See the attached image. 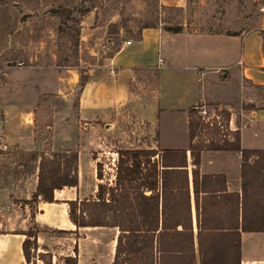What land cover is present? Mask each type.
<instances>
[{"label":"crops","instance_id":"1","mask_svg":"<svg viewBox=\"0 0 264 264\" xmlns=\"http://www.w3.org/2000/svg\"><path fill=\"white\" fill-rule=\"evenodd\" d=\"M160 1L164 6L182 8L183 12L188 3V0ZM90 27L85 22L80 25L83 33L80 40L97 28ZM233 33L185 28L172 33L157 25L141 29L139 36L132 39H121L116 49L100 61L93 57L96 53L89 51L91 59L95 60L84 68L58 65L52 50L47 56L50 64L39 66L38 60L44 58L39 53L33 57L37 61L33 66H4L0 106L4 135L10 146L6 155L38 151L49 156L50 152H57L47 153L37 147L38 133L33 116L38 107L47 105L46 96L67 98L66 90H72L78 80V67L85 70L87 78L79 88L75 103L63 97L66 100L64 117L70 119V115H74L78 123L79 143L72 150L76 153L74 186L54 189L51 201L43 200L40 195L32 198L38 160L30 168L20 166L19 177L17 173L8 172L13 165L2 159L6 167L2 166L0 177V264H26L21 250L27 234L26 223L66 235L63 238L68 241L53 249L39 245L44 236L33 233L36 251L48 254L49 264H64L63 259L69 256L75 259V264L112 263L117 228L75 226L68 217V203L79 205L82 201L95 200L98 184L113 185L114 175L108 183L97 178L98 161L91 157L92 149L88 144L89 140L106 137L128 105L134 106L137 113L155 126V144L146 149L158 153L162 150L186 152L194 264H264V172L252 174L244 186L240 151L202 150L197 167L200 177L195 184L192 177L188 110L196 105L206 108L218 102L227 110L228 129L239 132L240 148L264 150V34L257 30ZM126 40L128 44L124 43ZM14 43L17 44L7 39L9 46L13 47ZM77 60L82 61L81 57ZM111 68L114 74L109 75ZM251 86L260 92L250 91ZM71 108L74 114L69 111ZM50 129L46 126L47 133ZM68 151L70 148L58 150L60 153ZM207 175L214 178H202ZM171 212L173 210H167L166 214ZM237 236L238 261L232 245L237 242ZM177 264L183 263L178 261Z\"/></svg>","mask_w":264,"mask_h":264},{"label":"rangeland","instance_id":"2","mask_svg":"<svg viewBox=\"0 0 264 264\" xmlns=\"http://www.w3.org/2000/svg\"><path fill=\"white\" fill-rule=\"evenodd\" d=\"M78 2L79 0H2L0 2V68L2 71L4 66L15 64L18 60L23 62L22 66H33L37 64L33 57L39 53H42L41 56L44 57L41 60L37 59L39 66L50 64L47 63L49 50L55 52V62L58 65H81V68H84L85 64L95 60L91 59L89 51L96 53L93 57H97L100 61L111 51L112 47L117 46L121 39L134 38L142 25L157 24L164 27L168 23H178L177 18L180 22H185L184 28L188 31L257 30L264 34V0H196L195 3L188 0L186 11L181 16L176 9L161 4L160 0H90L80 7L77 6ZM55 7L63 8L67 12L68 9L72 11L73 19L67 22L79 28L76 54L71 50L69 41L63 37L64 35L56 36L53 32L56 23L49 10ZM81 21L82 24H80ZM84 22L88 28H91L90 26L97 28L93 34L86 35L85 39L80 40L82 33L80 25L82 26ZM106 37L109 38L105 40ZM7 39H12L17 44L14 43L11 47L7 44ZM102 43L105 44L104 47H101ZM80 57L81 62L77 60ZM81 68L78 67V70ZM251 89L250 91L260 92V89L255 87L251 86ZM66 91L69 95L67 98L63 97L75 103L76 91L70 88ZM63 97L61 95L46 96L44 99L47 105L38 107L33 116L35 132L38 133L37 147L46 150L47 153L50 150L58 153V150L64 148L74 150L79 143L78 123L74 115H70V119L64 117L66 100ZM205 109L207 111L205 117L217 123L219 128L216 134H202L201 140L212 146L221 145L224 140L232 139L234 134L228 130L226 108L220 107L218 102H213ZM69 111L74 114L72 108ZM122 111L123 115L119 117L117 124L112 127L106 137L94 141L89 140L88 147L92 149L90 150L91 157L97 158L102 183H108L115 174L117 149L146 148L153 147L155 144V126L137 113L134 106H125ZM46 126L51 128L48 133ZM52 132L54 135L51 134ZM63 136L67 138L63 140ZM69 155L66 154L59 159L53 157V159L59 160L60 163L63 162L70 168L72 161ZM3 158L10 166L13 165V158L9 156ZM27 166L30 168L32 165ZM16 173L20 177L19 172ZM16 173H11V175ZM26 225L28 233L43 234L44 238L38 244L46 248L54 249L63 246L68 241L63 238L66 235L59 231L41 228L31 223H26ZM48 237L50 238L47 240ZM36 248V243L35 247H29L27 264H49L48 254L37 252Z\"/></svg>","mask_w":264,"mask_h":264},{"label":"trees","instance_id":"3","mask_svg":"<svg viewBox=\"0 0 264 264\" xmlns=\"http://www.w3.org/2000/svg\"><path fill=\"white\" fill-rule=\"evenodd\" d=\"M88 1L90 0H79L77 6H83ZM168 8L176 9L180 16L183 13L182 8ZM49 12L56 23L53 32L56 36L64 35L63 37L69 41L71 50L76 54L79 28L67 22L73 19L72 11L68 9L67 12L63 8L55 7ZM176 20H178V23H168L163 29L172 33L182 32L184 26L178 18ZM156 26L157 24H146L142 25L140 30ZM139 32L135 37L139 36ZM226 33L235 34L233 32ZM108 38L106 37L105 40ZM104 45L102 43L101 47H104ZM115 49L116 46L112 47L111 51L104 56L110 55ZM84 71V69L78 70V81L73 87L77 95L79 88L87 78ZM188 115L189 150L194 165V168H192L194 184L196 179L200 177L197 167L199 153L202 150L226 149L240 151L244 186L252 178V174L260 173V171L264 172V150L241 149L239 132L229 129V132L234 134L232 139L224 140L221 145L209 146L201 140V136L202 134H216L219 128L217 123L203 121L198 109L195 107L188 110ZM66 154H70V161H72L70 168L64 165L63 162L60 163L59 160L53 159V157L59 159L66 156ZM116 154L113 185L98 184L95 200L82 201L79 205L76 202H69L68 217L71 222L77 227L114 226L117 228L118 233L111 264H177L178 261L183 264H194L193 227L186 152L162 150L161 153H158L157 150L149 148H124L117 149ZM157 154H159L158 158H156ZM0 155L13 158V167L8 169L10 174L18 172L20 166L24 167L28 164L34 166V162L38 160L37 180L32 198L40 195L43 200L51 201L54 189L76 184V153L72 150L67 153L52 152L47 157L44 153L38 151H17V153H7V155L3 152ZM3 157L0 159V177H2V166L6 167L2 161ZM251 158L255 159L250 162ZM96 176L101 178L98 164L96 165ZM220 177L223 179L222 176ZM202 178L213 179L214 177L207 175L202 176ZM146 192H149V194H146ZM106 194L107 197L105 198ZM194 196H197L195 186ZM167 210L177 211V213L173 214L171 212L167 215ZM198 216L196 215L197 219ZM242 222H244L243 219ZM242 228L245 229L244 225H242ZM252 228L258 227L253 226ZM229 234L231 233L228 232ZM35 243L34 234L27 232L21 244L26 264L29 258V247H35ZM232 245L235 248V257L238 261V236L237 242H233ZM63 262L64 264H75V259L69 256L65 257Z\"/></svg>","mask_w":264,"mask_h":264},{"label":"built area","instance_id":"4","mask_svg":"<svg viewBox=\"0 0 264 264\" xmlns=\"http://www.w3.org/2000/svg\"><path fill=\"white\" fill-rule=\"evenodd\" d=\"M124 43L128 44L129 41L126 40V41H124ZM159 62H160V65H162L163 61L161 58L159 59ZM238 63L240 64L241 61H238ZM22 65H23V62H21V61H18L15 63V66H17V67H21ZM2 73H3V71L0 68V86H1ZM108 73H109V75H112V74H114V70L111 68V69H109ZM195 108L198 109V113L202 117L203 121L212 122V121H210L209 117H205V114L207 113V111H206L204 106L196 105ZM4 130H5L4 120H3L2 109L0 106V154L8 151L10 149V146L7 143L5 135H4Z\"/></svg>","mask_w":264,"mask_h":264}]
</instances>
